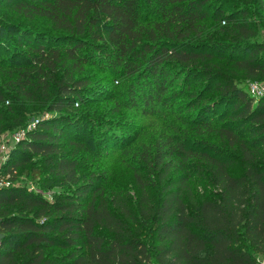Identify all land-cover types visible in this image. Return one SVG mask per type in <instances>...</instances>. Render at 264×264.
<instances>
[{
	"label": "trees",
	"instance_id": "1",
	"mask_svg": "<svg viewBox=\"0 0 264 264\" xmlns=\"http://www.w3.org/2000/svg\"><path fill=\"white\" fill-rule=\"evenodd\" d=\"M218 1L12 0L25 21L42 20L52 31L8 25L21 51L27 49L17 54L23 71L15 62L0 68V114L24 120L26 110L2 106L15 94L49 100L50 117L39 120L17 150L24 161L39 157L67 192L50 201L29 186H0V264H261L264 97L255 100L234 76L264 78V0H224L233 7L226 13ZM2 37L0 31V52ZM96 61L126 81L127 99L112 112L174 109L186 93L170 91L174 79L206 80L204 91L188 92L182 106L196 133L215 141L205 138L200 147L198 140L163 135L141 152L150 173L135 169L137 195L106 192L93 171H81L80 154L121 151L133 140L80 110L94 93L85 71ZM214 89L219 94L206 101ZM223 105L226 113L233 109L226 120H210ZM97 125L94 144L77 141L66 150V136L84 139ZM16 165L6 167L13 179ZM191 168L206 181L202 190L194 189L199 182L190 173L176 176ZM43 172L32 166L36 185Z\"/></svg>",
	"mask_w": 264,
	"mask_h": 264
},
{
	"label": "rangeland",
	"instance_id": "2",
	"mask_svg": "<svg viewBox=\"0 0 264 264\" xmlns=\"http://www.w3.org/2000/svg\"><path fill=\"white\" fill-rule=\"evenodd\" d=\"M218 2L219 4H224L225 13L232 12L229 9L232 10L233 7L229 6L227 2L224 0H219ZM11 3L12 0H0V29L1 26L4 27L3 30H0L4 40V45H1L3 49L0 52V68H4V70H9L6 65L8 66L13 62L17 65L23 64V57H19L17 54L25 52L27 49V47L23 45V51H21L18 47V45H21V42L16 34L9 32L8 25L31 26L33 27L32 29L46 33L52 31L42 20L25 21V19L13 8ZM217 6L218 5L215 7ZM56 33L60 34L59 32ZM261 33L264 38V31ZM259 55L263 56L262 53ZM22 67L23 65H21L20 69L18 68V71H23ZM85 73L92 82L91 86L94 93L89 95L90 97L86 105L81 107L80 110H82V112L90 110V114L94 112L96 117L104 120V125L102 127L105 129L113 127V129L119 132H124L133 140L129 147L121 151L110 148L100 153L94 149V152L91 151L90 154L87 151L80 154L81 171H93L100 178L101 184H103V188L106 192L129 193L136 196L135 169L140 170L144 176L150 173L148 165H146L144 161H141V152L143 153L145 148L148 147L147 145H153L155 141L160 139L163 135L166 137L169 135L173 136L175 141L178 140V138H174L175 136L186 137L188 141H191V144L195 143L194 140H198L199 144L197 145H200V147L203 145L204 141L202 140H205V138L211 142L215 141L209 138L210 136L205 137L196 133V127L192 123L193 118L185 121L186 118H184V116L186 117L190 113H187L182 106V104L186 103V100L190 98L188 92L200 93L204 91V86L207 83L206 80L197 81L195 80L196 78H193V80L187 82L181 78L174 79L170 91L177 90L176 92H178L182 89H186L185 95L176 101L174 109L157 105L152 108V110H155V113L153 115H147L143 113L142 106L131 109L121 107L119 112H112L115 103L120 102L121 105H123L127 99L124 93H122V90L126 86V81L124 82V80L119 79L117 75H113L104 65L96 61L94 65H87ZM116 79L120 80L119 84L116 83ZM234 80L236 83L239 82L240 87L245 91L249 90L253 84L264 87V78L249 82L247 79L235 75ZM28 88L30 90L33 89L31 86H28ZM218 94L219 91L214 89L212 92L206 94L205 100H213ZM11 100V103L6 102L2 104V106L8 107L12 104L14 109L18 111L17 113L23 112V110H26V113L21 123L14 122V115L11 113L5 112L0 114V126H2V130H0V177H5V179L1 181L9 185L29 186L36 193L52 201L57 198V196L67 192L66 187L62 185L57 177L52 175L48 170V166L40 161L39 157L30 156L29 161H24L23 159L27 156L17 150L19 144L18 138L23 136V138L26 137L23 131L26 130L27 126L35 119L41 120L50 117L51 113L48 112L47 107L49 100L47 101L45 98H39L37 100L33 96H26L24 94L23 96L15 94ZM233 107L234 106H232V108ZM232 110L233 109L226 113L225 105H223L218 108L217 111L215 110L210 115L209 119L220 124L223 120H226V118H224L225 115L228 116V114H231ZM13 126H15L14 129H11L10 127ZM100 127L99 125L92 128L89 126L90 129L84 139L77 138V140H74V138L66 136L64 140L66 150L69 151L74 148L75 142L77 141L87 142L93 140L94 142H92V144H94L98 139L99 133L97 130H99ZM165 138L163 140H165ZM185 142H187V140ZM3 145L8 147L7 154H3L1 150ZM138 147L137 156H133ZM177 159L180 158L177 157ZM15 162H17V165L14 167L15 178L13 179L12 170L6 171V167L8 165V168H12ZM32 166L39 167L44 171L43 175H41L42 182L37 185L35 184L34 175L29 174ZM189 173L191 177H194L192 179L194 182H199L198 184H194V189L199 188V190H202L201 187L206 181L203 180L201 176H198L201 173L200 171L193 168L180 170L176 173V176L180 177L181 174L188 175ZM156 191V189H151V193L154 194L155 197H157L158 194ZM66 252L67 250H57L55 253L61 255Z\"/></svg>",
	"mask_w": 264,
	"mask_h": 264
},
{
	"label": "built area",
	"instance_id": "3",
	"mask_svg": "<svg viewBox=\"0 0 264 264\" xmlns=\"http://www.w3.org/2000/svg\"><path fill=\"white\" fill-rule=\"evenodd\" d=\"M250 94L252 95V97L255 99V100H258L262 97H264V87L262 86H259L257 84H253L251 87H250ZM39 124V119H35L33 120L26 128L25 131H23L24 135L27 136V133L31 130H34L36 129L37 125ZM24 137V136H23ZM23 137H20L18 138V142L23 138ZM1 150L3 152V154H7L8 153V147L6 145H3L1 147ZM0 168H1V165H0ZM2 179H5V177H0V186H9V184H5L3 181H1ZM261 264H264V260L261 261Z\"/></svg>",
	"mask_w": 264,
	"mask_h": 264
},
{
	"label": "water",
	"instance_id": "4",
	"mask_svg": "<svg viewBox=\"0 0 264 264\" xmlns=\"http://www.w3.org/2000/svg\"><path fill=\"white\" fill-rule=\"evenodd\" d=\"M1 219H0V223H1ZM4 234L2 233V232H0V245L2 244V242H3V239H4Z\"/></svg>",
	"mask_w": 264,
	"mask_h": 264
}]
</instances>
